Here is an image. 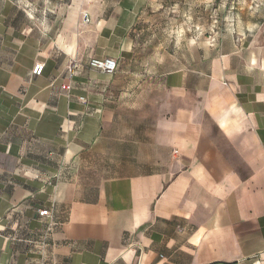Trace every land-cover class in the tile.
Returning a JSON list of instances; mask_svg holds the SVG:
<instances>
[{
	"label": "crops",
	"instance_id": "0c3cea01",
	"mask_svg": "<svg viewBox=\"0 0 264 264\" xmlns=\"http://www.w3.org/2000/svg\"><path fill=\"white\" fill-rule=\"evenodd\" d=\"M21 1L0 0V264H264V11L163 73L141 55L163 0Z\"/></svg>",
	"mask_w": 264,
	"mask_h": 264
},
{
	"label": "rangeland",
	"instance_id": "374dc122",
	"mask_svg": "<svg viewBox=\"0 0 264 264\" xmlns=\"http://www.w3.org/2000/svg\"><path fill=\"white\" fill-rule=\"evenodd\" d=\"M21 4L25 8L28 0ZM259 7L264 11V0L158 1L141 24V55L155 57L156 69L163 73L175 71L193 59L201 47H214L222 32L233 24L234 16L249 22Z\"/></svg>",
	"mask_w": 264,
	"mask_h": 264
},
{
	"label": "built area",
	"instance_id": "2783aa9c",
	"mask_svg": "<svg viewBox=\"0 0 264 264\" xmlns=\"http://www.w3.org/2000/svg\"><path fill=\"white\" fill-rule=\"evenodd\" d=\"M82 15H83V22L85 24H89L90 19H89L88 14H82ZM89 67L91 69L100 71L104 74L113 75L118 71L119 65H118V62L116 60L107 58V59H92L89 62ZM43 71H44V65L43 64H37L33 70V74L35 76H41L43 74ZM64 88L67 90L71 89L70 87H64ZM39 215L43 219L44 218H48V219L52 218V213L49 210L40 211ZM55 227L56 226L53 223L49 224L48 225V233L53 232V230H54L53 228H55Z\"/></svg>",
	"mask_w": 264,
	"mask_h": 264
}]
</instances>
